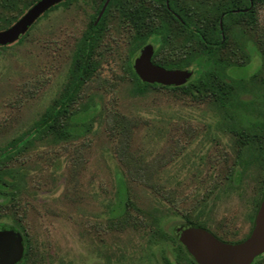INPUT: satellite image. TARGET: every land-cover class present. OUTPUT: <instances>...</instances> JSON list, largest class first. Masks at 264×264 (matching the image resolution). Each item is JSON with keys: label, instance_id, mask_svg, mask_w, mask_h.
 Returning <instances> with one entry per match:
<instances>
[{"label": "rangeland", "instance_id": "1", "mask_svg": "<svg viewBox=\"0 0 264 264\" xmlns=\"http://www.w3.org/2000/svg\"><path fill=\"white\" fill-rule=\"evenodd\" d=\"M37 1L0 0V31ZM214 1L178 2L187 3L191 15L203 21ZM56 5L39 15L20 40L0 45V150L24 137L58 98L72 53L102 0ZM107 17L92 54L94 70L72 105L96 108L88 130L65 141L31 139L11 161L22 174L24 192L17 207L0 212V232L12 231L20 241L25 237L35 264H178L174 243L153 232L178 241L185 219L195 216L219 241L244 240L257 208L254 201L264 190V159L242 161L246 152L238 151L222 125L228 119L208 99L163 88L135 92L123 68L132 29L114 8ZM253 19L244 30L229 23L222 53L231 67L241 65L226 71L242 79L233 110L242 127L260 121L264 112V65L256 44V36L264 41V2L254 6ZM164 27L144 44L152 55L156 52V62L178 57L190 72L187 81L211 65L194 40L173 24ZM167 34L171 44L163 43ZM115 118L132 124L126 149ZM118 180L128 202L121 213Z\"/></svg>", "mask_w": 264, "mask_h": 264}, {"label": "trees", "instance_id": "2", "mask_svg": "<svg viewBox=\"0 0 264 264\" xmlns=\"http://www.w3.org/2000/svg\"><path fill=\"white\" fill-rule=\"evenodd\" d=\"M104 1L102 0V5ZM178 1L137 0L134 2L131 0H108L100 18L95 23V18L89 22L87 30L72 53L68 77L58 98L24 137L10 142L4 149L0 150V212L17 207L20 201L19 197L24 192L20 182L22 174L18 168H13L10 163L17 159L16 156L26 148L31 139L48 138L53 142L65 141L80 137L88 130V125L96 112V108L73 109L72 105L79 97L82 86L88 81L94 70L92 54L102 33L107 28V16L111 8L118 12L119 20L132 29L127 59L124 61L123 67L132 89L141 94L149 88L181 90L182 93L194 99H208L214 108L223 115L222 117L228 119V123H222V125L226 131L234 136L238 151L244 150L246 152V156L242 161L245 164L262 163L264 159V112L260 121H256L248 127H242L234 120L235 95L237 85L242 79L235 80L227 74V71L230 68L237 69L241 65L236 64L231 67V62L222 53L228 44L227 31L229 23L235 24L244 30L246 24L253 23L254 6L261 5L264 0H217L211 2L203 21H199L191 15V9L187 3L182 5ZM56 6L50 7L47 11ZM198 23H201V25L198 26ZM166 24H170V26L173 24L179 31L184 32L189 40H194V43L200 47L211 62L206 70L180 86H161L141 82L131 67L130 59L132 55L145 44L150 35L163 29L166 30V27H164ZM170 37L168 34L163 37V43L168 44ZM20 39L21 36L18 40ZM256 44L264 65V41L260 36H256ZM155 53L151 56V62L155 65L165 69H182L184 67L182 64L177 63L178 57L170 55L162 57L166 63H158L154 59ZM114 121L119 127L122 149H126L129 140V127L132 124L124 118H120L118 122L115 118ZM263 192H261V195ZM117 194L121 213L125 211L128 204L126 189L121 180H118ZM258 202L259 199L254 201V208L257 207ZM182 225L206 231L204 223L200 222L196 216L186 218ZM153 236L174 243L175 261L178 264L183 262L185 264H195L175 238L158 230L153 232ZM23 240L25 247L22 264H35L36 258L31 245L25 237ZM165 264L169 263L165 260ZM250 264H264V253L257 256Z\"/></svg>", "mask_w": 264, "mask_h": 264}, {"label": "water", "instance_id": "3", "mask_svg": "<svg viewBox=\"0 0 264 264\" xmlns=\"http://www.w3.org/2000/svg\"><path fill=\"white\" fill-rule=\"evenodd\" d=\"M63 0H38L14 24L0 31V45L12 43L23 34L35 19L48 8ZM106 0L97 15L99 19ZM152 48L144 45L132 60L137 78L147 84L180 86L190 77L186 69H165L151 62ZM179 243L195 264H250L264 253V192L258 202L252 227L246 238L237 243L219 241L209 232L189 226L180 228ZM18 235L12 231L0 232V264H14L21 256Z\"/></svg>", "mask_w": 264, "mask_h": 264}, {"label": "flooded vegetation", "instance_id": "4", "mask_svg": "<svg viewBox=\"0 0 264 264\" xmlns=\"http://www.w3.org/2000/svg\"><path fill=\"white\" fill-rule=\"evenodd\" d=\"M104 4V3H103ZM103 6V5H102ZM106 7V6H105ZM102 8V7H101ZM100 8V9H101ZM49 9V8H48ZM47 9V10H48ZM46 10V11H47ZM100 11V10H99ZM98 14H99V12H98ZM97 14V15H98ZM102 14V13H101ZM97 15H96V17H95V21H94V23L97 21L96 19H97ZM101 16V15H100ZM100 18V17H99ZM21 248H22V254H21V257L14 263V264H22L23 263V253H24V247H25V245H24V240H23V238H21Z\"/></svg>", "mask_w": 264, "mask_h": 264}]
</instances>
